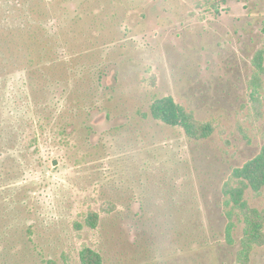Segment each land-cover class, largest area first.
Segmentation results:
<instances>
[{
	"label": "rangeland",
	"instance_id": "obj_1",
	"mask_svg": "<svg viewBox=\"0 0 264 264\" xmlns=\"http://www.w3.org/2000/svg\"><path fill=\"white\" fill-rule=\"evenodd\" d=\"M215 1L0 0V264H80L83 245L105 264H235L222 186L264 143V87L248 103L264 0ZM164 97L227 134L155 121Z\"/></svg>",
	"mask_w": 264,
	"mask_h": 264
},
{
	"label": "trees",
	"instance_id": "obj_2",
	"mask_svg": "<svg viewBox=\"0 0 264 264\" xmlns=\"http://www.w3.org/2000/svg\"><path fill=\"white\" fill-rule=\"evenodd\" d=\"M211 3L210 12L219 16L223 10L220 5L226 0H216ZM264 38V23L261 28ZM254 73L248 82L249 105L258 109L262 105L263 79H264V49L258 50L252 60ZM150 116L164 125L176 128L184 132L185 136L195 142L208 140L216 134L223 137L227 134L221 124L216 120L202 121L196 117L194 111L176 103L172 97L156 99L150 106ZM149 114H143L148 117ZM218 122V123H217ZM248 144L253 142L251 135L240 129ZM5 139H3L4 141ZM264 140V136H263ZM230 145L231 141L226 139ZM0 170L5 167L4 155L0 151ZM21 171L23 166H18ZM1 184V179H0ZM224 196V209L227 218L225 229V241L230 247H236L235 264H251L255 251L264 248V204L254 206L251 199H264V143L260 152L243 165L235 167L222 186ZM117 209L112 203H103L99 211L90 210L83 218L74 222L77 233L88 230H96L100 224L101 216L98 212L110 215ZM237 231L241 236L236 237ZM81 236V235H80ZM66 254L63 258H66ZM80 264H105L102 254L88 245H83L78 252ZM47 264H57L49 260Z\"/></svg>",
	"mask_w": 264,
	"mask_h": 264
},
{
	"label": "water",
	"instance_id": "obj_3",
	"mask_svg": "<svg viewBox=\"0 0 264 264\" xmlns=\"http://www.w3.org/2000/svg\"><path fill=\"white\" fill-rule=\"evenodd\" d=\"M53 165L56 166L57 165V161H55V163Z\"/></svg>",
	"mask_w": 264,
	"mask_h": 264
},
{
	"label": "flooded vegetation",
	"instance_id": "obj_4",
	"mask_svg": "<svg viewBox=\"0 0 264 264\" xmlns=\"http://www.w3.org/2000/svg\"><path fill=\"white\" fill-rule=\"evenodd\" d=\"M103 86V85H102ZM104 89V88H103ZM6 148V147H5ZM55 163V161L53 162V164ZM57 164H58V162H57Z\"/></svg>",
	"mask_w": 264,
	"mask_h": 264
}]
</instances>
